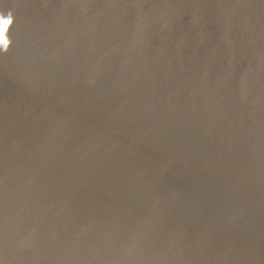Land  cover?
Wrapping results in <instances>:
<instances>
[{
  "label": "water",
  "instance_id": "1",
  "mask_svg": "<svg viewBox=\"0 0 264 264\" xmlns=\"http://www.w3.org/2000/svg\"><path fill=\"white\" fill-rule=\"evenodd\" d=\"M0 264H264V0H0Z\"/></svg>",
  "mask_w": 264,
  "mask_h": 264
}]
</instances>
